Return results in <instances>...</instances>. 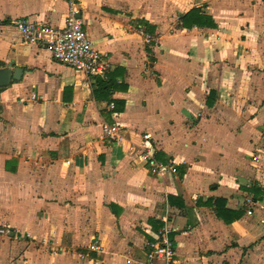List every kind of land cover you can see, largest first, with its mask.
Segmentation results:
<instances>
[{"label":"crops","instance_id":"crops-1","mask_svg":"<svg viewBox=\"0 0 264 264\" xmlns=\"http://www.w3.org/2000/svg\"><path fill=\"white\" fill-rule=\"evenodd\" d=\"M76 4L104 74L13 22L67 0H0V264H264V0Z\"/></svg>","mask_w":264,"mask_h":264},{"label":"built area","instance_id":"built-area-1","mask_svg":"<svg viewBox=\"0 0 264 264\" xmlns=\"http://www.w3.org/2000/svg\"><path fill=\"white\" fill-rule=\"evenodd\" d=\"M69 12L65 25L54 26L45 21H37L27 16H18L13 22L19 28L22 38L29 44L46 47L52 56L61 62L82 71L87 75L104 74L111 63L107 55L99 51L90 41L83 26L82 19L78 16L79 9L76 0H67ZM111 106H113L111 104ZM118 125H105L106 134L114 135ZM169 169L167 165H159L158 171L164 173ZM9 228H0V233H9ZM92 248H98L93 244ZM56 251V250H54ZM175 253L174 240L169 236L168 230L161 235H156L151 243L148 259L153 257L171 258Z\"/></svg>","mask_w":264,"mask_h":264},{"label":"water","instance_id":"water-1","mask_svg":"<svg viewBox=\"0 0 264 264\" xmlns=\"http://www.w3.org/2000/svg\"><path fill=\"white\" fill-rule=\"evenodd\" d=\"M21 69L19 67L12 70L11 65L6 68L0 69V87L7 85L10 79L20 78Z\"/></svg>","mask_w":264,"mask_h":264},{"label":"trees","instance_id":"trees-1","mask_svg":"<svg viewBox=\"0 0 264 264\" xmlns=\"http://www.w3.org/2000/svg\"><path fill=\"white\" fill-rule=\"evenodd\" d=\"M195 12H197V16H198V18L199 19H197V22H199V23H204L205 21V16H203L202 14H199L200 12L198 11V9H192L189 13H187L186 15L187 16H192L193 14H195ZM185 15V16H186ZM103 81H98V85L100 86V84H102L101 85V87H98V90H100V91H110V89H111V86L109 85H106V83H102Z\"/></svg>","mask_w":264,"mask_h":264},{"label":"rangeland","instance_id":"rangeland-1","mask_svg":"<svg viewBox=\"0 0 264 264\" xmlns=\"http://www.w3.org/2000/svg\"><path fill=\"white\" fill-rule=\"evenodd\" d=\"M53 253H55L56 251H54V249L53 250H51Z\"/></svg>","mask_w":264,"mask_h":264}]
</instances>
